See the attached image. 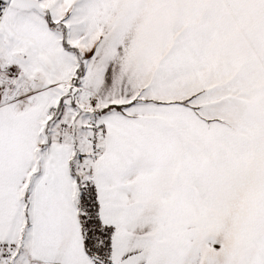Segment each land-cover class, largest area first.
Wrapping results in <instances>:
<instances>
[{
	"label": "snow or ice",
	"instance_id": "snow-or-ice-1",
	"mask_svg": "<svg viewBox=\"0 0 264 264\" xmlns=\"http://www.w3.org/2000/svg\"><path fill=\"white\" fill-rule=\"evenodd\" d=\"M0 264H264V0H0Z\"/></svg>",
	"mask_w": 264,
	"mask_h": 264
}]
</instances>
